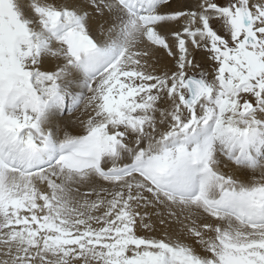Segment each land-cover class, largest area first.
Returning a JSON list of instances; mask_svg holds the SVG:
<instances>
[{
	"label": "snow or ice",
	"instance_id": "obj_1",
	"mask_svg": "<svg viewBox=\"0 0 264 264\" xmlns=\"http://www.w3.org/2000/svg\"><path fill=\"white\" fill-rule=\"evenodd\" d=\"M0 264H264V0H0Z\"/></svg>",
	"mask_w": 264,
	"mask_h": 264
},
{
	"label": "rangeland",
	"instance_id": "obj_2",
	"mask_svg": "<svg viewBox=\"0 0 264 264\" xmlns=\"http://www.w3.org/2000/svg\"><path fill=\"white\" fill-rule=\"evenodd\" d=\"M197 59H200V58L197 56Z\"/></svg>",
	"mask_w": 264,
	"mask_h": 264
},
{
	"label": "bare ground",
	"instance_id": "obj_3",
	"mask_svg": "<svg viewBox=\"0 0 264 264\" xmlns=\"http://www.w3.org/2000/svg\"><path fill=\"white\" fill-rule=\"evenodd\" d=\"M198 57H199V55H198ZM200 58V57H199Z\"/></svg>",
	"mask_w": 264,
	"mask_h": 264
}]
</instances>
